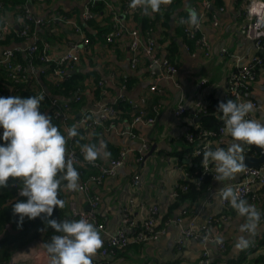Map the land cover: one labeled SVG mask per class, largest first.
Returning a JSON list of instances; mask_svg holds the SVG:
<instances>
[{
	"label": "crops",
	"instance_id": "obj_1",
	"mask_svg": "<svg viewBox=\"0 0 264 264\" xmlns=\"http://www.w3.org/2000/svg\"><path fill=\"white\" fill-rule=\"evenodd\" d=\"M110 1L113 5L116 4L118 6L120 0ZM201 1L203 0H196L189 4L190 8L196 6L198 14L201 13ZM249 1L251 0H220V3L216 6L211 5L209 1V6L203 12L205 18L202 24V31L209 44L210 53L205 55L198 45L192 49V47L189 48L188 45L181 43L182 51L177 62V72L171 78L156 79L155 75L142 74L144 70L142 63H140L141 65L139 64L140 66L138 65L139 68L132 70L129 65L130 39L128 35L123 36L121 41L114 44L113 47H106L105 44H96L94 46L97 53L94 56L95 63L92 64V68L100 75L107 88L112 90V93L107 96L108 101H112L119 93V87L117 88L114 84L116 77L123 76L127 72H133L137 76V83L136 85L134 84L131 90L125 89L126 95L134 101L144 98L147 103L152 98H156L153 99L155 100L153 104L157 102L159 107L158 115L153 125L141 124L135 128L138 129V134L150 143L148 150L151 147L153 148L152 153L148 156L147 153L141 150L140 138L118 136L113 132L104 134L107 141L128 151L114 176L106 178L102 185L91 186V189L98 192L101 198L97 214L104 225L106 233H113L116 230L119 223V212L122 206L129 204L130 199H133V215L138 221L146 216L147 207L152 203H157L163 213L169 211V194L178 186L180 180L184 178L183 171L178 168L182 164L181 159H188V164L192 161V156L188 153L177 157L174 152L187 148L186 139L183 138L185 131L191 125L193 127L198 125L197 121H190V118H188V114H191L190 112H186L182 116H176L173 110L181 97L187 107L197 101L206 102L210 96L221 101L225 97L222 94L226 91V77L235 67L234 56L250 59L259 53L255 48L254 41L248 38L243 31L245 22L243 11ZM84 6L85 0H38L30 3L27 9L37 17L48 16L56 9L70 10L73 14L79 16ZM212 15L216 17V25L212 24ZM121 18L123 19L122 16ZM2 19H6L9 25L13 23L15 25L17 20L9 11L6 12ZM59 26L61 28L59 27L58 29L64 34L74 37L69 32L68 26ZM44 30L46 29L42 28L40 30L41 33ZM156 37L154 36L155 40ZM47 39L53 44L60 46L62 51L63 44L58 43L54 37H47ZM178 43L180 44L179 40ZM155 44V46L160 48L159 56H165L164 43L160 42V45L156 41ZM221 48L226 50L223 55L220 54ZM57 52L59 50L55 51V53ZM77 66L83 70L91 68L88 61H84ZM154 82L160 89V93L148 90V87ZM243 98L246 101L256 102L259 107H264V64L256 68L255 79L248 88V92L243 95ZM251 113L254 115V119L264 122V111L261 108H256ZM126 126L127 124L124 123V127ZM232 142V138L223 133L221 140L213 141L211 145L212 147L227 148ZM136 154H142L143 157L140 156L141 158L139 159ZM99 159L104 160L105 158L101 156ZM134 173L140 175L141 186L139 188H133L131 185L130 181ZM238 177L239 174L225 181L213 179L210 190L217 191L234 182ZM207 195L208 192L204 194L202 200L196 204L189 214L182 217L181 226L186 227L192 218H194L197 226L209 215H214L220 222L213 223L209 232L215 240H221L225 243L223 251L218 250L214 242L202 245L195 239L183 238L180 235L179 226L170 225L166 228L165 233L155 240H149L139 245H129L120 249L115 255L107 256V263L197 264L201 252L205 249L208 254L209 264L211 262L213 264H259L255 262V259L264 253V248L251 249L250 246L264 233V187L260 190L259 203L245 198L249 204L255 205L261 213L257 229L252 235L240 232V225L245 223L246 219L239 216L230 206L226 209L228 216L219 218L218 214L223 211L220 197L214 194L209 199ZM73 197L76 200L78 210L88 208L84 196L77 194ZM67 203L68 201L66 202V214L69 213ZM180 209L182 208L178 207L176 210H171L175 214L174 217L179 214ZM106 233H101L102 239H104ZM240 236H245V238L249 239L248 247L244 249L235 247L237 238ZM180 238L182 242L177 244ZM45 244L40 238L34 239L26 244L24 248H20L14 254L12 253L11 258H15L17 264H34L32 254L40 249H44L47 253ZM236 259H240V261L237 262L235 261ZM98 260L97 253L93 257V263L98 262ZM36 263L38 262L36 261Z\"/></svg>",
	"mask_w": 264,
	"mask_h": 264
},
{
	"label": "trees",
	"instance_id": "obj_2",
	"mask_svg": "<svg viewBox=\"0 0 264 264\" xmlns=\"http://www.w3.org/2000/svg\"><path fill=\"white\" fill-rule=\"evenodd\" d=\"M34 1L38 0H0V30L4 24L7 23L6 19H2V17L6 15L7 11L11 12L14 18H17L15 25L14 23H10L11 25L7 23V30H5L3 34L0 31V53L6 48L15 49L16 46L22 48L31 43L36 44V49L32 52H29L28 50H13V55L8 64L0 65V96H43V100L40 103V111L50 116L52 123L56 125L64 135L67 134L62 124L63 121H61L59 117H55L56 111L64 110V103L68 106L65 110L66 115L69 118L68 124L72 122V119L79 117L78 114L86 109L88 103L93 104L95 102L103 101L110 103L107 96L112 93V90L107 88L104 83H99L102 79L92 68V64L95 63L94 56L97 52L94 49V46L96 44H105L106 47H113L114 44L121 41L123 36L128 35V33L121 28L122 31L118 37L114 38L112 35L111 41L107 40V37L111 32H116L120 29V24L116 22V18L121 20L125 27H128L129 29H136L138 37L142 41H144L147 37H152L155 40L154 36H157L155 42L158 41V44H160V42L164 43L163 48L166 54L164 57L167 58L168 61L176 68H178L177 62L182 51L181 43L183 45H188L189 48L192 47V49L197 45L195 39L198 36L199 30L198 32H193V35L191 36L190 32L185 31V25L182 23L184 19H188V11L186 10L185 5L187 4L190 7L189 4L193 1L195 2L196 0H173L171 5L162 6L159 13H152L150 15H144L140 9H137L133 13L123 14V8L125 6L124 2L126 0H120L118 6H116V4L113 5L110 0H85V6L88 7L90 12V16L88 18L82 20L81 14L77 16L70 10L56 9L50 15L45 17L43 16L45 24L38 26L34 24L33 21L25 18L24 12L25 9L28 8V5ZM209 1L211 5L214 6L220 3V0ZM30 13L35 15L31 11ZM53 14L64 17L65 19L73 20L83 36L85 44H81L82 47H80L79 50V59L74 65L66 61L60 62L56 56L66 49V43L69 41H77L81 39V37L75 32L73 24L72 26L71 24H66L65 26H68L69 32L74 37L68 36L60 31L58 29L60 27L59 23H55L54 21L49 22L48 19ZM121 16H123V19ZM25 26H27V30L25 33H22ZM42 28L46 29L43 33L40 31ZM33 33L37 36L36 41L31 38ZM47 37H54L58 43L63 44L62 51L60 46L53 44L47 39ZM41 40H45L50 44V48H48L45 52L48 56V60H42L43 46ZM178 40L180 41V44L178 43ZM155 47L157 54L160 55V48L157 46ZM57 50H59V52L55 53ZM84 61H88L91 68L83 70L77 66L78 64H82ZM140 63H142V68L144 69L142 74H150L148 68L149 60L142 54V52H139L138 54L136 66L132 68L131 65H129L132 70H136L139 68L138 65ZM18 64L26 69V72H24L25 79H17L13 75L12 68ZM59 69L63 70L65 74L63 77L57 78L55 71ZM21 75L22 74L18 77L22 78ZM136 83L137 76L133 72H127L123 76H118L114 81L117 88L124 85L126 90H131ZM45 90H47V92H45ZM76 94H79L80 96L78 100H75ZM153 99L156 98H152L151 101H148V103L146 100L143 105V110H145L148 116H153L152 108L154 105H158L157 102L153 104V101H155ZM228 99H232V97L229 95L225 96L221 101ZM53 100H56V102L52 103ZM218 102L220 101L216 100L212 96L209 97V100L205 102L206 110L197 114V117H199L197 121L198 125L195 127L192 125L191 127H188V131L195 135L194 142L190 143L184 139L188 145L187 148L174 152V155L177 157H181L182 154L188 153L192 156V163L181 164V167L187 173V177L180 180L178 186H176L175 196L168 202L169 211L163 213L162 221L173 218L175 214L171 210H176L178 207L184 208V211L189 214L196 204L202 200L204 194L211 189V182L214 178H212L210 174H202L203 152L201 155L194 154V147H199H196L198 141L205 138L201 135L199 136V133L202 130L216 133L215 135L207 136L211 142L221 140L223 134H219L218 130L223 127L224 124L222 120L215 118ZM113 105L117 110V116L112 118V121L116 124H122L124 126V123H129L131 118L136 114L132 106L127 104L125 101H119ZM188 118H190V121L192 120L191 114H188ZM65 122H67V120ZM109 122V120L103 121L90 130L78 128V135L74 137L73 140H68L67 150L72 147L75 151H78L81 148L80 146L83 144H99L102 140L106 144V150L110 153L108 158L118 157L121 152V147H118L105 139V129ZM0 131H3V129L0 128ZM134 131L138 134V129H134ZM183 138H185V136ZM2 143L4 142L0 140V144ZM244 147L246 148L245 153L257 154L254 145H245ZM139 156L140 154H136V157ZM99 160L100 159L97 158L96 161ZM75 167L79 172L81 180H84L97 172L96 169L92 168V166H89L88 164L83 165L81 163H75ZM182 185H185L186 188L182 189ZM21 187L22 181L16 178H10L7 187H0V264L8 263L12 253L20 248L22 249L26 246V244L34 239L40 238L44 243H48L53 235H59V233H56L51 227H49L47 219H44V214H41L40 217L31 220L25 217L22 226H18L19 217L18 215L13 214L11 205L17 200L26 199V197L18 195ZM263 187L264 185L257 190L259 200L255 201V203H259L260 190ZM90 190L92 193L95 192L91 188ZM96 193L99 195L98 192ZM59 198L65 201H68L70 198L64 190L63 184L61 186ZM245 198L248 200L250 199V197ZM229 206L230 204L228 201L225 205H222L223 211H221L222 213H219L218 216H228L226 209ZM96 216L100 221L98 214ZM53 218L58 221H63L65 219H79L66 214V206L63 209H54ZM218 222L220 221L218 220ZM141 243H144V241L128 244L123 248H126L129 245H139ZM252 246H250L251 249L264 248V233L259 239H256V241L252 243ZM103 247H106V244L103 243ZM119 250L120 249L118 248H114L113 255H115ZM102 261H106L107 263L106 258ZM235 261L238 262L240 259H236ZM255 262L262 264L264 262V253L257 256ZM211 264H213V262H211Z\"/></svg>",
	"mask_w": 264,
	"mask_h": 264
},
{
	"label": "built area",
	"instance_id": "obj_3",
	"mask_svg": "<svg viewBox=\"0 0 264 264\" xmlns=\"http://www.w3.org/2000/svg\"><path fill=\"white\" fill-rule=\"evenodd\" d=\"M125 6L123 8V14L133 13L137 9H133L130 7V0H126L124 2ZM208 0L201 1V13L198 14L200 17V23L196 27H192L187 23V19L183 20V24L185 25V31L190 32V35H193V32H198V36L195 39V42L199 46V48L204 52L205 55H208L210 53L209 50V44L206 40V37L202 31V24L204 20V10L209 6ZM257 5H264V1L262 0H251L249 3L245 6V9L243 11L245 16V22L243 24V31L244 34L254 41L255 48L259 53L254 55L250 59L243 58L242 56H234L235 61V67L233 71H230L229 74L226 77V91L222 94V96H231L234 101H246L243 98V95L248 92V88L251 86L252 82L255 79V69L264 64V9H261L258 12H254L253 8ZM195 10L197 9L196 6H193ZM25 18L28 20H31L34 22V24L38 25H44L45 20L43 17H37L35 15H32L29 11V9H25ZM90 16V12L87 6H84L83 11L81 12V18L82 20L88 18ZM49 22L54 21L55 23H59L60 25H66V24H73V28L77 34L80 35L81 39L77 41H69L66 43V49L59 53V55L56 56L58 61L63 62H70L72 65L76 64V62L79 59V50L80 47H82L81 44H85V41L83 39V36L79 29L76 27L75 22L71 19H65L61 16H56V14H53L48 19ZM116 22L120 24V29L116 32H111L107 40L111 41L112 35L114 38L118 37L122 31V29L128 33L130 36V65L132 68H134L137 64L138 60V54L139 52H142L143 55H145L148 60V68L151 75H155L156 79H162L163 77L171 78L176 72L177 68L171 64L167 58L160 57L157 54L156 47H155V40L152 37H147L144 41L140 40L138 37V32L136 29L132 28L129 29L128 27H125L121 20H118L116 18ZM212 24L216 25V17L212 15ZM8 24L5 23L4 26L1 28L2 34L7 30ZM122 28V29H121ZM27 30V26L24 27L22 30V33H25ZM34 41L37 40L36 34H32L31 37ZM81 42V43H80ZM42 43V54L43 58L42 60H48V56L45 54V52L50 48V44L45 41L41 40ZM36 49V44L31 43L27 45L26 47H15V49L6 48L0 53V65H7L10 58L13 55V50H28L29 52H32ZM226 52L224 48L220 49V54L223 55ZM31 71V70H30ZM13 75L17 79H25L24 78V72H26V69L21 65H16L12 68ZM55 73L57 74V78L63 77L65 72L63 70L59 69L56 70ZM21 75L22 78H19L18 76ZM99 83H103L102 80L99 81ZM149 91L160 92V89L156 86V82L151 84L148 87ZM125 86L122 85L118 88V94L113 98L110 103L108 102H95V103H89L90 107H86V109L81 112L78 118L72 119V122L68 124L69 118L66 115L65 110L68 108L67 104H63L64 110L56 111L55 117H59L61 121H63V127L65 129V132L67 134V129L73 125H77L78 128H84L86 130L93 129L95 126L99 125L101 122L109 120L110 122L106 126L105 134H108L109 132H113L118 136H127L130 138H140L141 140V150L145 153H148V148L150 147V143L143 139L141 135L136 134L134 129L137 125L146 124V125H153L156 121V115L158 114L159 107L158 105L153 106V116H148L143 110V105L145 103V99L141 98L137 101H134L133 99L129 98L125 93ZM41 95V93H40ZM79 94L75 95V100L79 99ZM119 101H125L127 104L131 105L133 110H135L136 114L131 118L130 122L127 123V126L124 127L122 124H116L114 121H112V118L117 116V110L114 107V103ZM56 100H53L52 103H55ZM254 105V109L261 108L262 111H264V107H259L256 102L251 101ZM206 110V103L202 101H197L193 103L190 106H186L184 104V101L182 97L178 101L176 107L173 110L174 115L176 116H182L186 112H190L192 118L197 117V114L200 112H204ZM254 119V115L252 113L249 114L248 117ZM67 120V122H65ZM3 131H0V135H2ZM219 134L224 133V126L221 127L218 130ZM215 132L212 131H206L202 130L199 133V136H203L205 138H202L198 141L197 148L194 147V154L199 151L202 153L205 149V145H211V140L207 138V136L215 135ZM71 138L70 140H73ZM185 139L192 143L195 140V135L192 132H189L188 130L185 131ZM148 150V151H147ZM126 152H128L126 149H121L120 155L116 158H105L104 160H99L95 162H88L84 159L83 152L81 151V148L78 151H75L72 147H70L67 150V154L69 158L74 159L75 163H81L83 165L88 164L89 166H92V168L96 169V174L90 175L84 180L79 179V185L80 189L77 191H69L65 190L69 196H71L68 199V208L69 213H67L69 216H73L76 218L85 217L89 220V222L93 223L95 226L98 227L101 233H106L104 230V225L102 221H99L97 218V209L100 204L101 198L100 196L94 192L92 193L90 188L92 185L99 186L102 185L104 180L108 177L114 176L117 172V168L120 166V164L123 162ZM142 152V153H143ZM141 153V152H140ZM143 153V154H145ZM140 156L143 157L142 154ZM137 158H141V157ZM203 172L202 174H210L212 178L216 175L215 173V165L214 163H209L207 168H204L203 164ZM179 170L183 171L184 178L187 177V173L184 171V169L181 167V165L178 166ZM197 173V172H196ZM200 178V176H199ZM131 185L133 188H139L141 186L140 181V175L138 173H134L131 178ZM264 185V163L260 167H247L242 173H239V177L234 182L230 183L229 185H226L224 187H232L236 192H238L242 198L250 197V199L255 202L259 200V195L257 193V190ZM220 188L217 191H210V195H217L220 197V203L222 205H225L227 201L223 200L220 196V191L224 188ZM182 189L186 188L185 185L181 186ZM91 192V194H90ZM175 189L172 190L169 194V201L172 200L175 196ZM77 194H82L84 196V200L88 206L85 210H78L76 200L73 196H76ZM133 199L129 200L128 205L122 206L120 212H119V223L116 228V230L113 233H106L104 235L103 242L106 244V247H102L100 251L98 252V262L93 264H108L106 261H102L107 256L113 255V249L118 248L121 249L125 247L128 244H133L140 241H149V240H155L161 235H163L166 231V228L170 225H178L179 226V232L181 237L186 239H195L199 241L202 245L207 244L209 242H214L216 245V248L220 251H223L225 249V244L221 240H215L210 235V226L217 222L218 219L214 215H209L200 225H195V220L192 218L187 226L182 227L181 221L182 217L184 215H187V213L182 209H180L179 214L174 217L167 220L162 221L163 212H161L160 207L157 203H152L148 205L147 207V214L146 216L138 221L134 215H133ZM224 218V216H222ZM182 239H178L177 244H181ZM255 246V245H254ZM252 246V247H254ZM24 248V247H23ZM14 254V253H13ZM12 256V255H11ZM11 258V257H10ZM48 254L45 252L44 249H40L32 254V261L34 264H48ZM36 261L38 263H36ZM7 264H17V261L15 258H11V260ZM197 264H209L208 254L205 249L201 252L200 260ZM264 264V262L262 263Z\"/></svg>",
	"mask_w": 264,
	"mask_h": 264
},
{
	"label": "clouds",
	"instance_id": "obj_4",
	"mask_svg": "<svg viewBox=\"0 0 264 264\" xmlns=\"http://www.w3.org/2000/svg\"><path fill=\"white\" fill-rule=\"evenodd\" d=\"M172 3L173 0H130V7L150 15ZM185 7L187 23L198 26L197 11L187 4ZM261 9L264 5L255 6L253 11ZM42 100L43 96H0V128L3 129L0 140L4 142L0 144V187H7L10 178L22 181L18 195L26 199L11 205L13 214L19 217L18 226H22L25 217L31 220L44 214L49 227L59 233L45 244L48 264H93V257L104 243L98 227L85 217L63 221L53 218L54 209L66 206V201L59 198L62 184L65 190L80 189L75 161L67 154L68 140L78 135V126L69 127L64 135L52 123L51 117L40 111ZM253 110L251 101L228 99L218 102L215 118L223 121L224 133L233 142L227 148L205 145L202 164L207 168L210 162L214 163L217 181L230 180L247 168L245 145L264 149V122L246 118ZM80 147L84 159L90 163L101 156H110L102 140L99 144L86 143ZM196 155L201 153L197 151ZM220 196L246 219L240 225V232L254 234L261 216L256 206L249 204L232 187H224ZM249 243V239L240 236L235 247L244 249Z\"/></svg>",
	"mask_w": 264,
	"mask_h": 264
},
{
	"label": "water",
	"instance_id": "obj_5",
	"mask_svg": "<svg viewBox=\"0 0 264 264\" xmlns=\"http://www.w3.org/2000/svg\"><path fill=\"white\" fill-rule=\"evenodd\" d=\"M123 17V16H122ZM47 92V90H45ZM126 94V91H124ZM128 94V93H127ZM88 107H90V104H88ZM199 117L194 118V121H198ZM255 149L257 151V154H249L245 153V164L247 167H260L264 163V149H260L259 147L255 146ZM153 148L151 147L150 150L147 153V156L152 153ZM181 162L184 164H188L189 160L186 158H182ZM83 196L82 194H80Z\"/></svg>",
	"mask_w": 264,
	"mask_h": 264
},
{
	"label": "rangeland",
	"instance_id": "obj_6",
	"mask_svg": "<svg viewBox=\"0 0 264 264\" xmlns=\"http://www.w3.org/2000/svg\"><path fill=\"white\" fill-rule=\"evenodd\" d=\"M194 118H196V117H194ZM194 118H192V120H194ZM245 152H246V148H245ZM160 159V158H159ZM192 162L190 161V164H191ZM211 191V190H210ZM210 191H208V197H209V199L213 196V195H210L209 196V194H210ZM223 216V215H222ZM222 216H219V218H222Z\"/></svg>",
	"mask_w": 264,
	"mask_h": 264
},
{
	"label": "bare ground",
	"instance_id": "obj_7",
	"mask_svg": "<svg viewBox=\"0 0 264 264\" xmlns=\"http://www.w3.org/2000/svg\"><path fill=\"white\" fill-rule=\"evenodd\" d=\"M79 139V138H78Z\"/></svg>",
	"mask_w": 264,
	"mask_h": 264
}]
</instances>
